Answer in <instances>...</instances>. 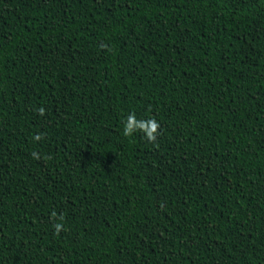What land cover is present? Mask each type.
<instances>
[{"label":"trees","instance_id":"1","mask_svg":"<svg viewBox=\"0 0 264 264\" xmlns=\"http://www.w3.org/2000/svg\"><path fill=\"white\" fill-rule=\"evenodd\" d=\"M0 264H264V0H0Z\"/></svg>","mask_w":264,"mask_h":264},{"label":"clouds","instance_id":"2","mask_svg":"<svg viewBox=\"0 0 264 264\" xmlns=\"http://www.w3.org/2000/svg\"><path fill=\"white\" fill-rule=\"evenodd\" d=\"M44 112L43 109H40V114L42 115ZM160 128V124L157 122L155 118L147 119V120H138L135 114L129 115L123 126V136L126 138H131L135 133L141 132L144 134V138L155 144L157 141V137L159 135L158 129ZM40 137L37 136L36 139ZM33 157L39 159L40 157L34 152L32 153ZM63 228L62 224L57 223L55 225L56 233L58 234Z\"/></svg>","mask_w":264,"mask_h":264}]
</instances>
